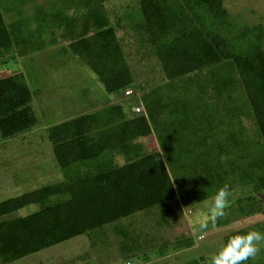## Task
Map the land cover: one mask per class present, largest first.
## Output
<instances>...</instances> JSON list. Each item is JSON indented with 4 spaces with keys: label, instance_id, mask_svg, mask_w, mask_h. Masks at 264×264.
I'll return each mask as SVG.
<instances>
[{
    "label": "rangeland",
    "instance_id": "1",
    "mask_svg": "<svg viewBox=\"0 0 264 264\" xmlns=\"http://www.w3.org/2000/svg\"><path fill=\"white\" fill-rule=\"evenodd\" d=\"M220 7L225 10L226 18L223 22L215 19L211 27L227 41L233 53L258 44L256 40L261 36L260 48L264 50V0H222ZM0 10L6 25L16 30L17 37L11 49L0 55V78L20 75L24 79L36 118L28 131L0 138V201L42 186L72 181L92 173L93 169L103 168L101 164L88 168L74 165L65 174L53 157L47 128L74 117L102 112L113 105H119L127 114L131 106L139 104L144 109L139 115L146 116L148 124L150 119L161 117L171 123L170 117L176 125L181 117L184 122L179 124L185 127L172 129L174 136L165 143L150 124V132L157 134V140L162 142L152 146L141 140L143 145L137 143V148L124 155H110L106 161L109 166L156 152L165 163L170 158L188 160L187 164L193 165L196 172L203 166L212 169L225 161L226 168L233 164L245 169L249 164L247 173H252L257 169L253 164L264 159L234 68L222 64L189 75L200 76L198 79L183 77L165 85L166 79L153 55L149 37L142 30L138 0H0ZM105 24L114 30L123 63L129 70L131 83L127 89L132 91L129 97L124 96V90L107 93L96 76L68 49L70 43L91 36ZM259 29L261 36H258ZM146 105L150 107L149 113ZM209 117L223 124V129ZM230 132L233 133L230 141L240 139L244 145L236 142L235 161L220 160L218 145L227 140ZM233 147L234 144L225 145L227 151H234ZM190 168L186 169L187 175ZM260 168L263 169L261 165ZM250 190V186H234L230 190L227 215L215 227L209 223L207 229L199 228L200 221L208 217L214 195L181 204L179 209L167 204L130 214L45 248L38 253L44 261L41 264H121L125 261L129 264H210L212 256L231 236L253 229L264 232V189L253 195L260 206L259 212L246 213L248 210L243 207L236 213L234 209V200L250 195ZM37 210V205H28L4 218L24 217ZM260 247L261 252L246 264H264V244ZM33 258L26 257L14 264L31 263Z\"/></svg>",
    "mask_w": 264,
    "mask_h": 264
},
{
    "label": "trees",
    "instance_id": "2",
    "mask_svg": "<svg viewBox=\"0 0 264 264\" xmlns=\"http://www.w3.org/2000/svg\"><path fill=\"white\" fill-rule=\"evenodd\" d=\"M221 1L138 0L142 30L149 37L153 55L168 82L222 64L233 67L264 152L262 33L259 29L261 37L255 39L258 44L233 53L227 41L211 27L215 19L223 22L226 18ZM105 25L91 36L70 43L68 49L96 76L107 93L114 94L125 91L131 77L114 30ZM15 31L6 25L0 10V55L10 50L17 40ZM30 102V92L20 75L0 78V138H11L35 125ZM146 107L149 113L150 107ZM149 134L146 116L137 114L126 118L119 105L48 127L47 141L58 167L65 174L74 165L76 168L98 164L104 167L72 181L42 186L0 201V264L13 262L136 212L167 204L179 209L181 204L202 201L215 195L226 183L230 190L234 186H250V195L247 193L234 200L236 213L243 207L249 211L241 212L243 214L259 212L260 206L253 195L264 189V159H259L263 165L259 161L253 164L257 169L252 173H247L249 164L244 170L233 164L226 168L225 161H219L212 169L203 166L196 172L193 165L187 164L188 160L165 163L156 152L117 166L106 164L110 155L126 154L138 147V139ZM223 147L218 145L217 149ZM187 167L192 168L189 175ZM34 204L38 210L25 217L4 218Z\"/></svg>",
    "mask_w": 264,
    "mask_h": 264
},
{
    "label": "clouds",
    "instance_id": "3",
    "mask_svg": "<svg viewBox=\"0 0 264 264\" xmlns=\"http://www.w3.org/2000/svg\"><path fill=\"white\" fill-rule=\"evenodd\" d=\"M229 184L220 187L212 197L208 217L199 223V228L205 230L209 223L213 227L219 219L227 215L230 206ZM261 244H264V232L253 229L243 234L231 236L227 242L212 256L210 264H246L250 259L261 252Z\"/></svg>",
    "mask_w": 264,
    "mask_h": 264
},
{
    "label": "crops",
    "instance_id": "4",
    "mask_svg": "<svg viewBox=\"0 0 264 264\" xmlns=\"http://www.w3.org/2000/svg\"><path fill=\"white\" fill-rule=\"evenodd\" d=\"M213 68H215V67H213ZM213 68H211V69H213ZM184 77H187V78H196V79H198L200 76H184ZM198 77V78H197ZM183 78V77H182ZM214 79H216V78H214ZM213 79V80H214ZM165 85H169L168 84V81L166 80L165 81ZM171 85V84H170ZM222 89H224V88H222ZM134 107H139L140 109H141V113H143L144 112V109H143V107L141 106V105H139V104H135L134 106H131L130 108H129V110H128V112L129 113H124L125 114V116H126V118H132V117H135L137 114H133L132 113V109L134 108ZM162 109V108H161ZM162 111V110H161ZM160 111V112H161ZM179 110H176V112H178ZM204 112H205V114H209L210 115V112L209 111H205V110H203ZM223 112L225 111V110H222ZM170 111L167 109L166 110V113H169ZM179 112H181V111H179ZM140 113V114H141ZM171 114H173L172 112H171ZM162 118V117H161ZM161 118H159V119H154V120H151L150 119V123H149V127L151 128V126H150V124L153 126V128H154V131L157 133V130L159 131V137H161V136H163L162 138H164L165 139V143L166 142H169V140H170V138L172 139V137L174 136V134H172L174 131L173 130H176V129H183V127H185V126H182V124H179L180 122L182 123V122H184L183 121V118H179V119H177V122H176V125H173L172 123H173V121H172V118H170V117H168V120H170L171 121V123H169V121H167L166 119H164V121L161 119ZM191 118V117H190ZM194 119H195V117H194ZM208 119H210V121L212 120L213 122H217V123H219V125H220V129H223L222 127H223V124H221L220 122H218V121H216V120H213V117H209ZM215 119V118H214ZM206 120V119H205ZM211 121V122H212ZM220 121V120H219ZM164 123V124H163ZM177 123L179 124V125H177ZM169 124V125H168ZM173 129V130H172ZM151 130V129H150ZM152 131V130H151ZM161 133V134H160ZM226 138H227V140L224 142V143H219V145L220 146H224L223 148H221V150L220 149H218V151H221V153H219L218 155V159H223L224 158V160L225 159H227V160H236L237 159V154L235 155V153L237 152V149L235 148V146L237 145V144H243V143H241V142H239V140H232V141H230L232 138H233V133H227V135H226ZM141 140H145L147 143H149L150 145H152V146H156L158 143H161L162 142V139H161V141H158L157 140V134H155L154 132L152 133V132H150V134L147 136V137H144V138H140V139H138L137 141H136V143H139V144H141L140 142H141ZM236 142H237V144H236ZM230 144H234V147L232 148V150H234V151H227V149L225 148V145H230ZM141 145H143V144H141ZM244 145V144H243ZM153 149H154V147H152ZM229 150V149H228ZM231 150V149H230ZM168 155V154H167ZM166 155V158H168V156ZM224 156V157H222V156ZM234 155V156H233ZM176 159H180V158H170V160H172V161H174V160H176ZM168 160V159H167ZM27 216V215H26ZM25 217V216H24ZM19 218V217H18ZM114 231H117V229L116 228H114ZM42 250H40V251H38V252H35V253H32V254H30V255H28V256H25V257H22V258H20V259H17V260H15V261H13V262H10V263H6V264H14L15 262H17V261H20V260H23V259H25L26 257H30V256H32V257H35V258H33L32 259V261H31V263H24V264H41L42 262L41 261H43L41 258H40V256H39V254L38 253H40ZM44 262V261H43ZM125 262H127V261H125Z\"/></svg>",
    "mask_w": 264,
    "mask_h": 264
},
{
    "label": "built area",
    "instance_id": "5",
    "mask_svg": "<svg viewBox=\"0 0 264 264\" xmlns=\"http://www.w3.org/2000/svg\"><path fill=\"white\" fill-rule=\"evenodd\" d=\"M124 96L126 97H129L132 95V91L130 89H126L124 92H123ZM132 113L133 114H140L141 113V109L139 107H134L132 109ZM121 264H129L128 262H123Z\"/></svg>",
    "mask_w": 264,
    "mask_h": 264
}]
</instances>
